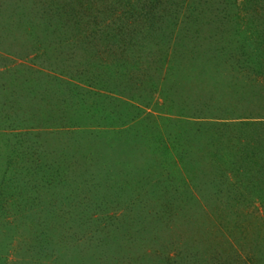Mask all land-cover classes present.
<instances>
[{
    "label": "rangeland",
    "instance_id": "rangeland-1",
    "mask_svg": "<svg viewBox=\"0 0 264 264\" xmlns=\"http://www.w3.org/2000/svg\"><path fill=\"white\" fill-rule=\"evenodd\" d=\"M0 264H264V0H0Z\"/></svg>",
    "mask_w": 264,
    "mask_h": 264
}]
</instances>
